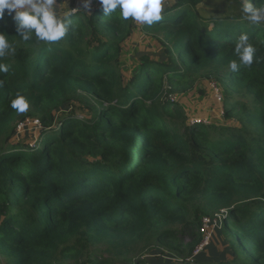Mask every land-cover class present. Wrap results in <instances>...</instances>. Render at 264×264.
<instances>
[{"label": "trees", "instance_id": "16d2710c", "mask_svg": "<svg viewBox=\"0 0 264 264\" xmlns=\"http://www.w3.org/2000/svg\"><path fill=\"white\" fill-rule=\"evenodd\" d=\"M90 1L49 21L0 0V264H264V0L208 17L206 0H159L142 30L164 34L163 52L131 80L133 0ZM199 79L234 96L225 116L240 126L171 101ZM28 118L33 146L14 141ZM223 210L219 241L193 257L202 216ZM97 245L110 258L86 253Z\"/></svg>", "mask_w": 264, "mask_h": 264}, {"label": "rangeland", "instance_id": "374dc122", "mask_svg": "<svg viewBox=\"0 0 264 264\" xmlns=\"http://www.w3.org/2000/svg\"><path fill=\"white\" fill-rule=\"evenodd\" d=\"M167 1L172 2L173 0ZM243 1L246 4L249 0ZM23 2L25 9H29V11L35 13L43 12L44 15H48L47 17L49 21H53V19L50 18V15L56 13L58 9L66 12H76L79 7H83L87 13H91L94 9H96V3L90 0H23ZM131 3L133 7L135 28L133 30L132 36L125 40L122 44V71L128 80L132 79L134 72L140 65V59L142 55H150L151 58L156 61L160 59L159 55L164 49V34L161 32H145V30H142V27L151 17L155 15V12L159 9V7H161V5L168 4L167 2H161L159 0H133ZM203 4V6H200V10L203 15L207 17L213 15H229L244 11V8H239L240 6L237 7L228 0H206V2ZM52 26L56 29V31L58 30L57 23H53ZM228 95L229 98L227 97L224 85L222 84L221 86L217 80L199 79V81L196 83V86L191 91L187 92L186 94H174L171 101L181 105L188 116L191 117L190 119L192 122L211 124L216 127H238L240 125L237 119H227L225 116V109L227 105L234 99L233 95ZM78 113L81 117H90L89 114H87V110H79ZM37 120L38 119L35 118H28L24 122V124L28 125L26 127L25 125L22 127L21 125H23V123H19L21 128H19L18 125L17 134L14 141L17 143L26 142V144L33 146L39 140L40 130L42 128V126H37ZM223 214L226 215L227 211L223 210L216 214H204L202 216V221L205 220V218L207 219L208 223L210 219L212 220V224L208 227L205 233L203 232L204 226L202 225L200 228V233L204 234L202 244L206 240L211 241L212 237L215 236L214 234L217 236L216 241H219V232L222 231L223 227V221L221 220L224 218ZM184 241L185 243H191L192 238L187 236L184 238ZM202 244L198 246L196 250H194L193 257H198ZM219 244L221 243L217 242V245L221 247ZM147 245L148 249L152 248L153 250L155 249L156 252L158 251V255H163V257L169 260L177 259V257L171 253L168 248L163 245H159L155 239L151 244ZM145 246V242H140L137 249L142 251ZM86 253L88 255L95 256L98 259H107L108 257L110 258V256L105 252V247L101 245H97L96 247L92 246V248H89ZM84 261H86V259L82 260V262ZM248 262L250 261L248 260Z\"/></svg>", "mask_w": 264, "mask_h": 264}, {"label": "built area", "instance_id": "2783aa9c", "mask_svg": "<svg viewBox=\"0 0 264 264\" xmlns=\"http://www.w3.org/2000/svg\"><path fill=\"white\" fill-rule=\"evenodd\" d=\"M10 2H11V7H12L13 10L21 11V9H23V7H24V2H23V0H10ZM216 91H217V90H216ZM217 93H218V91H217ZM27 122H29V121H27ZM36 123H37V126H38V127H41V126H42V125H41V122H40L39 120H37ZM24 125H25V127L28 126L27 124H24V123H23V125H21V126L23 127ZM21 126L19 125V128H21ZM211 224H212V220H211V219L209 220V223H208V221H207L206 218H205V220H203V226H204L203 232H204V233L206 232V230L208 229V227H209ZM209 241H210V240H206V241L202 244V246H201V250H203V248H204L206 245L209 244ZM201 250H200V251H201Z\"/></svg>", "mask_w": 264, "mask_h": 264}]
</instances>
